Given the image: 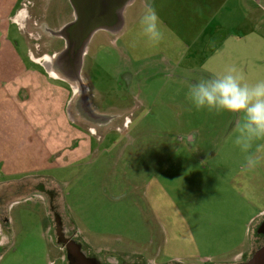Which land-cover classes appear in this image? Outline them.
Returning <instances> with one entry per match:
<instances>
[{
	"label": "rangeland",
	"instance_id": "rangeland-1",
	"mask_svg": "<svg viewBox=\"0 0 264 264\" xmlns=\"http://www.w3.org/2000/svg\"><path fill=\"white\" fill-rule=\"evenodd\" d=\"M31 1L37 5L31 19L19 21L22 29L1 28L24 66L46 73L54 89L46 90L47 112L38 99L27 112L17 104L16 115L46 125L44 134L51 132L54 109L64 132L53 143L54 135L47 136L41 160L34 144L18 152L22 133L7 137L17 151L12 163L26 161L33 172L22 183L0 177L6 220L0 264H69L56 221L63 235L104 264H236L257 251L264 153L249 168L235 144L241 114L198 111L186 93L191 83L231 65L249 82L264 79V0H151L164 32L156 46L141 32L147 0H138L125 12L122 32L110 39L96 34L83 59L85 96L100 120L82 112L80 86L63 73L51 75L42 61L62 46L36 23L55 31L69 22L70 9L62 19L46 1ZM27 48L32 64L40 65L30 66ZM34 78H28L33 86ZM13 86L10 94L31 97ZM186 134L193 135L190 142Z\"/></svg>",
	"mask_w": 264,
	"mask_h": 264
},
{
	"label": "crops",
	"instance_id": "crops-1",
	"mask_svg": "<svg viewBox=\"0 0 264 264\" xmlns=\"http://www.w3.org/2000/svg\"><path fill=\"white\" fill-rule=\"evenodd\" d=\"M26 1L31 0H0V31L3 33L4 28H1L2 24H11V25H17L19 28L22 29L20 26V22H22V18L25 16V11L22 9L23 5ZM138 0H136L137 3ZM135 3V4H136ZM19 6V7H18ZM20 21V22H19ZM20 29V30H21ZM28 53V59L30 66L34 65H40L38 62H34L35 64H32L30 51L27 49ZM43 66V65H42ZM36 67V66H35ZM38 72V73H37ZM39 71L37 69L33 68H26L24 64L21 62V59L19 58V54L17 53V49L15 45L9 40V32L4 30V34H0V177L3 179L9 181H16L18 183H22L27 178L31 177L32 170L27 169L29 166H26V161H21L19 164L12 163V159L15 154L16 150L12 148V145L7 140V137L10 136V132H14L15 134L22 133L24 137H20L17 140V150L18 152L25 154L26 150L32 147L34 144L36 146V155L38 159H42V144L47 143V136H52V141L57 140L58 136H61L64 132L63 130H60L59 125H62L63 120L58 116L57 112L53 109L50 113L51 115V121L53 125L49 128L51 132L42 134L41 132L45 130V126H33V123L28 124L23 123L24 120L22 118H19L17 116V111L15 110V106L18 104L23 111L29 110V107L31 106L32 102H36L38 99H41L40 102L44 103V111L48 110V98L46 97V90L47 87H50L51 89H54L51 84L48 85L47 81V74L45 73L44 76L39 74ZM34 75V79L38 78L39 80L34 82V86L32 85L31 81L28 80V78ZM25 80H27V84L25 83ZM24 82L22 85L20 83ZM29 83V84H28ZM50 83V82H49ZM11 85L13 86V91L15 92V88L23 87L22 90H28L31 94V97L26 98L22 97L19 98L16 93L10 94V88ZM24 85H30V86H24ZM32 87L30 90L29 87ZM56 91L58 90L61 92V97H63L62 93L63 90L61 88H55ZM34 94V96H33ZM142 95V93H141ZM34 97V99H33ZM34 100V101H33ZM146 102L141 101L140 104L144 105ZM63 118V117H62ZM61 122V123H60ZM47 127V126H46ZM20 129V130H19ZM23 130V131H22ZM27 130V134L26 131ZM40 131V132H38ZM9 133V134H8ZM41 133V134H40ZM79 133V132H78ZM85 136V135H84ZM76 138H80V133L78 136H74ZM191 137V138H190ZM193 135H187L184 136V140L191 141ZM48 147V146H47ZM25 149V150H24ZM24 150V151H23ZM45 153L46 148H44ZM73 152L76 149H72ZM10 151H14L13 153H10L8 157H6L7 153L9 154ZM23 151V152H22ZM27 151L26 153H28ZM88 152V153H87ZM87 155L90 154V151L87 150ZM2 155H5V157H2ZM47 160V156H46ZM11 162V163H10ZM27 170V171H26ZM30 171V172H29ZM32 171V172H31ZM264 216V214H263ZM242 255H237V258H240ZM236 258V257H235ZM234 258V259H235Z\"/></svg>",
	"mask_w": 264,
	"mask_h": 264
},
{
	"label": "clouds",
	"instance_id": "clouds-1",
	"mask_svg": "<svg viewBox=\"0 0 264 264\" xmlns=\"http://www.w3.org/2000/svg\"><path fill=\"white\" fill-rule=\"evenodd\" d=\"M139 25L150 45L156 46L163 40L161 21L151 0L144 5ZM186 100L198 111L207 109L215 113L227 111L241 114L235 144L246 154L249 168H255L260 163L256 154L264 153V143L256 142L264 141V79L249 82L236 66L231 65L222 73L191 83Z\"/></svg>",
	"mask_w": 264,
	"mask_h": 264
},
{
	"label": "water",
	"instance_id": "water-1",
	"mask_svg": "<svg viewBox=\"0 0 264 264\" xmlns=\"http://www.w3.org/2000/svg\"><path fill=\"white\" fill-rule=\"evenodd\" d=\"M129 2L132 3L133 0H80V4L76 7V21L67 25L62 32L79 35V44H75L76 46L67 45L66 50L59 57V63L64 72L68 71L70 62L75 64L78 72L82 56L85 54V46L92 35L98 30H109L120 25L119 13L129 5ZM56 224L57 243L65 249L69 264H99L95 259L87 258L79 244L67 240L58 221ZM236 264H264V246L257 250L247 262Z\"/></svg>",
	"mask_w": 264,
	"mask_h": 264
},
{
	"label": "flooded vegetation",
	"instance_id": "flooded-vegetation-1",
	"mask_svg": "<svg viewBox=\"0 0 264 264\" xmlns=\"http://www.w3.org/2000/svg\"><path fill=\"white\" fill-rule=\"evenodd\" d=\"M42 1H46V3L50 4V8H54L55 11H56V15L62 19L65 18L67 15H66V9H70V12L68 15H70V20L69 22H66L65 24H63L62 26H60L58 29H55V31L53 29H49V27H46V26H43L44 24H38L36 23V26H38V28H40V31L43 32V33H47L46 35L49 34L50 36V39L52 41H56V40H60L61 41V51L58 55H50V58L48 56H46V59H42V61L44 62V66L47 67L51 60H53V69L55 70V72H60V73H63L65 74L66 77H69V78H72L73 81H75L78 86H80V99L78 101V104L80 103L81 106H82V112L86 114V116H88L90 119H93V120H100V118L95 115L92 110L90 109V106L88 104V101L86 99V96H85V88L83 86V82L81 81V78H80V74H81V71H82V66H83V59L84 57L88 54L87 52H89V49L88 46L91 44V42L94 40L96 34L98 33H104L106 35V37L108 39H110L111 37L114 38V35H118L120 34V32H122L123 28H124V21L126 18H128V16H126L125 12L133 7L136 3V0H133L132 3L129 2V5H127L119 14H120V25L114 27V28H110L109 30H98L96 31L92 37L90 38V40L87 42L86 46H85V54H83L82 56V60H81V66H80V69L76 70V67H75V64H72L70 62V64L68 65V71H65L62 69L61 67V64L59 63V57L60 55L66 50L67 48V45H70V46H76L77 44H79V35H70V34H67L66 32L62 33L64 28L67 26V25H70L72 23H74L76 21V18H77V5L80 4V0H42ZM35 2V1H34ZM32 1H26L25 4L23 5V10L25 11V15L24 18L28 19L30 18L31 19V16H30V11L33 8L36 7V3H34ZM67 7V8H65ZM47 10V9H46ZM49 11V10H48ZM126 17V18H125ZM56 19V18H55ZM26 20H24V23H25ZM28 22V21H27ZM26 26H24L25 28ZM76 44V45H75ZM57 45V44H56ZM55 46V45H54ZM80 47V46H79ZM83 47V46H82ZM28 49V48H27ZM86 49L88 51H86ZM29 50V49H28ZM39 50V49H38ZM30 51V50H29ZM81 51V49H80ZM83 51V49H82ZM48 57V58H47ZM77 72V73H76ZM51 75H53V73H50ZM75 76V77H71V76ZM77 105V104H76ZM87 117V119H89ZM89 119V120H90ZM40 189H43L42 191L44 192L43 194H47L49 197H51V193L43 188V187H39ZM5 218L4 217H1L0 216V231L3 230L4 228V225H5ZM257 232H260V235H256L257 239H254L253 240V243L254 245L258 244V250L260 248H262L264 246V216H262L260 219H259V223H258V228H257ZM64 237L67 239V240H72L74 241L76 244H79L81 246V251L85 254V256L87 258H91V255H88L85 250L83 249L82 245L80 242H78V240L74 239V238H70L69 236L67 237L66 235H64ZM261 242V243H260ZM2 243V238L0 237V245ZM256 251H254L251 256L255 253ZM248 257L246 259L245 258H241L238 260L237 263H244V262H247L250 258ZM97 261H98V258H96ZM100 263L99 264H104L103 262L99 261Z\"/></svg>",
	"mask_w": 264,
	"mask_h": 264
},
{
	"label": "bare ground",
	"instance_id": "bare-ground-1",
	"mask_svg": "<svg viewBox=\"0 0 264 264\" xmlns=\"http://www.w3.org/2000/svg\"><path fill=\"white\" fill-rule=\"evenodd\" d=\"M46 68H47V70H48L49 73L55 72V70L53 69L54 68L53 67V60H51L50 64Z\"/></svg>",
	"mask_w": 264,
	"mask_h": 264
}]
</instances>
